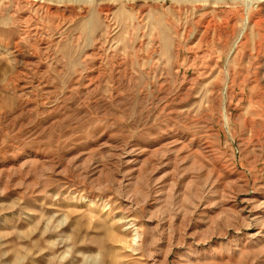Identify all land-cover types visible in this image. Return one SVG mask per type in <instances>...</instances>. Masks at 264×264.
<instances>
[{
  "label": "rangeland",
  "instance_id": "1",
  "mask_svg": "<svg viewBox=\"0 0 264 264\" xmlns=\"http://www.w3.org/2000/svg\"><path fill=\"white\" fill-rule=\"evenodd\" d=\"M0 264H264V0H0Z\"/></svg>",
  "mask_w": 264,
  "mask_h": 264
},
{
  "label": "bare ground",
  "instance_id": "2",
  "mask_svg": "<svg viewBox=\"0 0 264 264\" xmlns=\"http://www.w3.org/2000/svg\"><path fill=\"white\" fill-rule=\"evenodd\" d=\"M220 34V33H219Z\"/></svg>",
  "mask_w": 264,
  "mask_h": 264
}]
</instances>
